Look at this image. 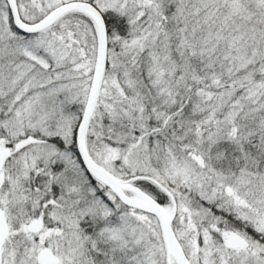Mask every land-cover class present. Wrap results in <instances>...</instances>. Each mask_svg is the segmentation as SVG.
<instances>
[{"label":"snow or ice","instance_id":"obj_1","mask_svg":"<svg viewBox=\"0 0 264 264\" xmlns=\"http://www.w3.org/2000/svg\"><path fill=\"white\" fill-rule=\"evenodd\" d=\"M0 264H264V0H0Z\"/></svg>","mask_w":264,"mask_h":264}]
</instances>
